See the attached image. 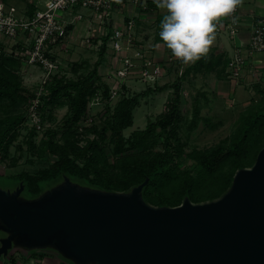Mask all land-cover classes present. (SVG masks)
Instances as JSON below:
<instances>
[{"label":"water","instance_id":"95a60500","mask_svg":"<svg viewBox=\"0 0 264 264\" xmlns=\"http://www.w3.org/2000/svg\"><path fill=\"white\" fill-rule=\"evenodd\" d=\"M68 175L35 197L0 187V258L52 251L74 264H264V147L219 198L157 206Z\"/></svg>","mask_w":264,"mask_h":264},{"label":"trees","instance_id":"16d2710c","mask_svg":"<svg viewBox=\"0 0 264 264\" xmlns=\"http://www.w3.org/2000/svg\"><path fill=\"white\" fill-rule=\"evenodd\" d=\"M150 7L156 8L157 5L150 0ZM163 17V14H159L158 19L162 20ZM158 39H161L160 36ZM225 58V52L219 54L214 51L205 55L188 65L180 75V80L191 74L213 72L222 64L221 76L226 79L229 57L226 60ZM0 59L4 60L0 62V104L2 100L7 99L11 105H16L33 97L34 93L29 92L23 86L20 77L10 71L5 64L8 62L20 65L19 60L6 56ZM97 63L100 64L99 61ZM78 68L76 64L74 70ZM97 69L96 65L81 78L56 79L50 86L45 103L55 102L60 95L65 96L70 109L67 119L69 126L62 143L55 140L57 133L55 128L47 131L48 136L44 138L42 147L56 152L58 158L37 174L22 172L19 175L17 185L21 181L24 182L25 195L38 196L46 188L60 181L64 175L84 185L115 191H129L148 177V183L143 188V196L151 204L176 206L181 204L186 196L193 202H204L222 196L230 188L236 171L242 167L252 166L258 152L264 147L263 106L242 114L238 126L230 137L210 148H194L189 151L188 157L193 159L194 164L184 171L180 169L177 158L185 152V148L179 142L180 139L178 143L172 142L176 135L175 126L181 120L179 84L175 85V97L167 101V111L162 113L157 121L149 123L145 129L135 130L130 139H125L123 129L133 123V111L139 104L137 95L122 98L115 105L109 119H106L103 128L98 130V138H88L84 146L79 145L72 127L86 114L90 96L96 92L98 85L95 86L94 78L97 77L101 81L102 77L98 75ZM104 85L106 86L105 83ZM156 86H149L146 91H151V88L163 91L168 85ZM107 90L108 88L106 93ZM199 111L198 108L195 109L190 128L198 124ZM24 120L21 114L0 118V148L8 150ZM158 129L162 134L158 133ZM108 131L111 133L109 142L112 145V153L116 157L113 163H110L105 151ZM159 137L163 139V147L153 150V146L160 142ZM127 142L130 149L137 150L135 153H128ZM32 252L42 257L45 255L41 251ZM12 260L16 261L14 257Z\"/></svg>","mask_w":264,"mask_h":264},{"label":"rangeland","instance_id":"374dc122","mask_svg":"<svg viewBox=\"0 0 264 264\" xmlns=\"http://www.w3.org/2000/svg\"><path fill=\"white\" fill-rule=\"evenodd\" d=\"M7 1L19 11L24 7L23 0ZM240 4V13H242V8H247V6L243 5V2ZM251 6L255 9L252 12H261L259 10L260 7L255 6L254 3ZM121 11L118 15L119 18L124 15L136 16L137 38L141 42H145L148 47H152L155 40L159 37L158 30L160 26L158 27V25L161 20L158 19V16L161 13L160 9L156 10V8L150 7L147 10H141L134 7L131 3H127L124 8H121ZM262 14H264V11ZM217 35L219 38H216ZM238 42H240L239 36L235 40H232L229 37L228 31L215 33L214 42L206 55L214 51L219 54L225 52L226 60L233 53L234 47ZM68 57L69 61L73 63L74 75L72 77L81 78L86 76L96 65H99V73L107 79L105 74L106 68H104L105 64L101 63L100 52L83 48L77 42H74ZM260 57L264 58V52L256 53L254 55V62L259 63L257 59ZM98 61L100 64L97 63ZM0 62H4V60L0 59ZM5 64L10 71L20 77L23 86L29 92L34 93L37 91L42 77L37 68L33 66L23 67L16 63L5 62ZM76 64H78L79 68L75 71L74 67ZM186 67L187 65L183 62L171 64L169 73L156 84L168 85L163 91L151 88L152 90L147 92L146 90L151 85L139 81L137 77L128 78L127 83L129 88L127 93L139 96V104L133 111V123L123 129L125 139H130L135 130L145 129L149 123L157 121L161 114L167 111V101L175 97V85L179 84L181 120L175 126L176 135L173 137L172 142L178 143L180 139L179 142L185 148V152L177 158L179 168L183 171L191 168L194 164L193 159L188 157L189 151L194 148L207 149L220 143L227 137H230L235 131L242 114L247 113L250 109L262 108L264 106V66H249L243 72L246 80L236 86L229 83L227 79L222 78L223 64L213 72L191 74L189 77L180 80V72ZM93 96L94 94L90 96V100ZM29 100L30 97L28 100L20 101L16 105H11L7 99L2 100L0 104V118L13 114H21L26 118ZM117 102L95 105V120L83 132H79L76 126L72 127L78 138L79 145L82 142H87V139L91 138V136L98 138V130L103 128L106 119L108 120L113 113ZM43 108L48 123L57 130L55 140L57 143H62L69 126L67 121L70 115L68 99L60 95L55 102L45 103ZM196 108L200 110V118L198 124L194 128H190ZM204 118H209V120H204ZM49 129L43 133H36L30 130L29 126H26L25 133H16V137L11 142L7 151L2 147L0 148V187L14 188L17 186L19 175L22 172L37 174L40 170L49 167L58 158L56 152H51L42 147L43 140L48 136L47 131ZM158 133L162 134L160 129H158ZM110 134V131H108L105 151L108 154L110 163H113L116 157L112 153V145L109 142ZM159 140L160 142L156 146H153V150L163 147V139L159 137ZM126 147L129 149L128 153H135L137 151L136 149H130L128 142ZM23 195L25 196L24 193ZM23 253H27V257H23ZM45 254V264H74L69 261L63 262L59 255H54L49 250ZM11 256L18 261L13 262ZM31 256H35L34 252L22 250L17 252L16 248H12L8 256H1L0 264H18L22 261L21 259L25 261V264H30ZM39 257L41 259L42 256ZM20 264L22 263L20 262ZM41 264L44 263L41 262Z\"/></svg>","mask_w":264,"mask_h":264},{"label":"built area","instance_id":"2783aa9c","mask_svg":"<svg viewBox=\"0 0 264 264\" xmlns=\"http://www.w3.org/2000/svg\"><path fill=\"white\" fill-rule=\"evenodd\" d=\"M23 1L24 7L19 11L7 0H0V57L17 59L21 66H33L42 75L37 91L29 100L26 118L18 128L19 133H25L26 126L36 133L54 128L48 123L42 107L55 80L69 79L74 75L73 63L68 57L74 42L100 52L107 76V79L101 76L98 65V75L102 78L101 81L94 78L98 87L89 101L86 114L76 125L79 132L94 122L95 105L119 102L129 95L128 78L137 77L139 81L155 87L169 73L172 63L182 62L172 55L162 40L154 42L152 47L141 42L136 35L135 15L118 17L127 3L147 10L150 0ZM232 15L236 17V22L233 23L229 17L223 18L217 23L215 33L228 31L232 40L239 36L240 42L236 43L226 67L227 81L236 86L246 80L243 72L249 66H264L262 57L257 59L259 63L254 62V55L264 52V15H252V21L245 23L240 18L239 5ZM246 31L249 32L247 37L243 35ZM85 144L81 143L82 146ZM23 254V257H27V253ZM45 260L46 254L41 259L35 255L30 257L29 263L45 264Z\"/></svg>","mask_w":264,"mask_h":264},{"label":"clouds","instance_id":"9594fccd","mask_svg":"<svg viewBox=\"0 0 264 264\" xmlns=\"http://www.w3.org/2000/svg\"><path fill=\"white\" fill-rule=\"evenodd\" d=\"M166 9L159 36L172 55L189 64L205 56L214 42L217 22L231 18L241 0H154Z\"/></svg>","mask_w":264,"mask_h":264},{"label":"crops","instance_id":"0c3cea01","mask_svg":"<svg viewBox=\"0 0 264 264\" xmlns=\"http://www.w3.org/2000/svg\"><path fill=\"white\" fill-rule=\"evenodd\" d=\"M152 1H154V0H152ZM241 2H243V5H246L247 6V8H242V13H240L241 11V7H240V5L241 4H239V13H240V18H241V20L243 21L244 20V22L245 23H248V22H251L252 21V15H256V14H260V15H264V14H262V12L264 11V0H241ZM255 4V6H258V7H260V9L259 10H261V12L259 11V12H252L253 10H255V9H253V6H251L252 4ZM159 10L160 9V11H161V13L160 14H163V16L166 14V9H162V8H159V7H156V10ZM249 11H251L250 13H249ZM223 18H225V17H222L217 23H219ZM219 35V34H218ZM216 36V38H219V36ZM245 37H247L248 35H249V32L248 31H246V32H244V34H243ZM157 40H161V39H156L155 40V42L157 41ZM229 50V49H228ZM17 262V261H16ZM18 264H20V262L18 263Z\"/></svg>","mask_w":264,"mask_h":264},{"label":"flooded vegetation","instance_id":"af4514ba","mask_svg":"<svg viewBox=\"0 0 264 264\" xmlns=\"http://www.w3.org/2000/svg\"><path fill=\"white\" fill-rule=\"evenodd\" d=\"M45 252H47V251H45ZM51 253H53L54 255H57L55 252H52V251H50Z\"/></svg>","mask_w":264,"mask_h":264}]
</instances>
